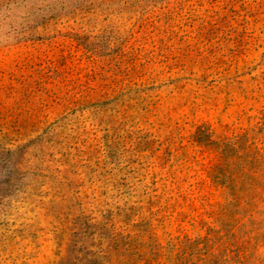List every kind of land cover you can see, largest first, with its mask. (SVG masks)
I'll return each mask as SVG.
<instances>
[{
	"label": "rangeland",
	"instance_id": "374dc122",
	"mask_svg": "<svg viewBox=\"0 0 264 264\" xmlns=\"http://www.w3.org/2000/svg\"><path fill=\"white\" fill-rule=\"evenodd\" d=\"M262 123L264 0H0V264H264Z\"/></svg>",
	"mask_w": 264,
	"mask_h": 264
},
{
	"label": "trees",
	"instance_id": "16d2710c",
	"mask_svg": "<svg viewBox=\"0 0 264 264\" xmlns=\"http://www.w3.org/2000/svg\"><path fill=\"white\" fill-rule=\"evenodd\" d=\"M260 131H263V132H264V123H262V126L260 127ZM255 155H256V154H253L251 160L249 161V163H252L254 166H255V165H258V164H256V158H254ZM259 164H263V165H264V156H263V158L261 159V161H260Z\"/></svg>",
	"mask_w": 264,
	"mask_h": 264
}]
</instances>
